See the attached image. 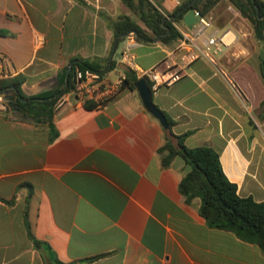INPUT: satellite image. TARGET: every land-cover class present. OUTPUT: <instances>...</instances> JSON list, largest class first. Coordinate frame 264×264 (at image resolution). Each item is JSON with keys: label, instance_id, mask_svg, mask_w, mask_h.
Returning a JSON list of instances; mask_svg holds the SVG:
<instances>
[{"label": "crops", "instance_id": "1", "mask_svg": "<svg viewBox=\"0 0 264 264\" xmlns=\"http://www.w3.org/2000/svg\"><path fill=\"white\" fill-rule=\"evenodd\" d=\"M128 1L0 0V77H14L24 95L46 93L61 86L63 68L66 81L73 59H86L113 78L125 39L113 40L111 22L137 18ZM182 1L152 2L170 13ZM187 9L164 17L188 29ZM211 23L207 32L226 27ZM236 37L209 60L178 48L179 35L163 42L134 32L131 70L178 71L151 90L171 130L186 133V146L216 149L237 192L264 202V81ZM164 132L129 86L99 106L86 100L50 116L0 111V264H264V245L208 225L199 198L184 199L180 160L163 166L155 151Z\"/></svg>", "mask_w": 264, "mask_h": 264}, {"label": "trees", "instance_id": "2", "mask_svg": "<svg viewBox=\"0 0 264 264\" xmlns=\"http://www.w3.org/2000/svg\"><path fill=\"white\" fill-rule=\"evenodd\" d=\"M219 0H183L170 13L161 12L150 0L128 1L127 6L137 18L119 13L112 20L113 40L121 39L128 30L143 39L157 36L163 42L176 39L179 32L164 14L175 15L181 7L192 6L199 14L207 13ZM251 26L252 35L257 42V64L264 81V0H228ZM257 7V11H256ZM179 13L175 18L179 17ZM139 22V23H138ZM88 67L104 71L86 59L71 61L66 81H63L64 68L61 70L59 88L46 93L24 95L19 89V81L14 77H0V91L8 107L28 117L53 114L52 102L57 93L68 88L74 78L75 68ZM137 76L131 69H126L121 87L134 88ZM14 84V88L9 85ZM25 99H22V98ZM264 110V93L259 101ZM167 128H163V139L155 151L160 164L168 165L173 158L180 160V178L177 188L188 202L193 197L199 198L198 212L210 226L233 231L238 237L264 245V202L253 199L250 195H240L234 181L227 178L222 170L218 151L208 145L186 146L183 142L185 132L174 133L172 121L167 116ZM103 253L87 256L82 260H91Z\"/></svg>", "mask_w": 264, "mask_h": 264}, {"label": "built area", "instance_id": "3", "mask_svg": "<svg viewBox=\"0 0 264 264\" xmlns=\"http://www.w3.org/2000/svg\"><path fill=\"white\" fill-rule=\"evenodd\" d=\"M179 2V0H171ZM194 21L186 25L188 29L180 26L177 21L172 20L173 26L179 32L178 48L183 47L190 52L192 57L202 55L212 60V54L221 51L222 47L229 45L235 38L234 30L226 26L218 31L214 28L207 32L206 27L211 23V16L207 13L199 14L195 9ZM134 32L128 30L125 35V45L120 51V60L123 68L116 72L113 78H109L104 71L91 69L88 67L75 68L72 84L56 94L52 102L54 114H58L64 107L82 104L86 100H92L96 106H99L112 98L121 88L122 80L125 76L126 69L134 67V53L129 45L133 42ZM6 58L0 54L1 72L6 73ZM139 76H144L149 82L151 90L156 89L159 85L169 84L178 76V71L168 73L162 71L158 64L139 69ZM7 104L4 101V93H0V111H6Z\"/></svg>", "mask_w": 264, "mask_h": 264}, {"label": "rangeland", "instance_id": "4", "mask_svg": "<svg viewBox=\"0 0 264 264\" xmlns=\"http://www.w3.org/2000/svg\"><path fill=\"white\" fill-rule=\"evenodd\" d=\"M159 5L171 4L170 0H152ZM213 22H222L223 25L230 26L237 35L233 45L243 46L247 56V63L249 66L257 70L256 56H257V42L252 35V30L249 21L239 14L232 6L225 0H219L208 12ZM213 24L210 23L206 30L212 29ZM221 30V29H220ZM258 134V133H257ZM262 142V158L264 159V124L261 132ZM264 169V163L262 166Z\"/></svg>", "mask_w": 264, "mask_h": 264}, {"label": "water", "instance_id": "5", "mask_svg": "<svg viewBox=\"0 0 264 264\" xmlns=\"http://www.w3.org/2000/svg\"><path fill=\"white\" fill-rule=\"evenodd\" d=\"M257 11V7H256ZM195 19V12L192 6H189L185 13L181 15V22L185 25L191 24ZM68 67L65 72V79L68 74ZM14 88V85H11ZM134 87L137 91V94L140 98V101L143 107L153 115L161 124L163 128H167L168 123L164 113L159 109V107L153 102L151 98V89L149 83L144 76H139L134 82Z\"/></svg>", "mask_w": 264, "mask_h": 264}]
</instances>
